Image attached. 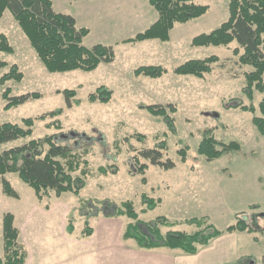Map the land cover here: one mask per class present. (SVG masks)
Masks as SVG:
<instances>
[{"label": "rangeland", "instance_id": "374dc122", "mask_svg": "<svg viewBox=\"0 0 264 264\" xmlns=\"http://www.w3.org/2000/svg\"><path fill=\"white\" fill-rule=\"evenodd\" d=\"M52 1L56 12L74 16L78 27L90 30L83 41L85 46L113 45L115 60L101 63L90 72H50L13 13L6 10L0 18V34L6 35L12 46V51H0V60L7 63L0 68V124L21 123L24 118L63 109L59 116L36 121L31 138L10 142L1 148L57 134L89 161L85 166L89 171L87 183L79 193L65 192L58 196L51 192L42 202L17 173H8L6 178L19 197L7 196L0 176V257L4 254L6 213L14 215L15 225L22 230L29 215L34 213L26 232L32 235L36 251L33 264H37L47 225L53 224L54 230L59 226L58 230L67 233L70 219L75 225V235L79 236L90 215L112 213L115 206L132 201L140 219L152 221L165 216L178 223L175 230L188 233L197 230L195 224L187 222L193 218L205 217L219 230L243 218L255 229L235 230L232 236L225 232L232 243H237L238 258L229 264H264V135L255 126L252 112L235 107L240 102L257 107L264 95L256 92L251 100L244 92V73L250 68L241 66L232 54L236 43L229 47L191 44L195 36L209 33L228 20L230 0H196L208 5V11L188 22L176 23L169 41L150 39L133 43L124 40L145 31L158 18L149 0ZM212 55L220 61L203 80L173 71L188 60ZM13 65L18 66L23 77L3 81ZM142 65H162L167 72L154 77L136 75L135 70ZM100 86L113 90L111 101L89 102V95ZM7 89L13 97L33 92L42 96L6 108ZM66 89L75 90L76 95L68 100L63 92H58ZM169 103L176 108L169 113L171 120L140 108L141 104ZM54 121H59L61 127L54 125ZM206 136L226 144L238 142L240 149H220L219 156L208 161L198 152ZM76 140L79 142L75 145ZM162 142L164 156L172 157L176 167L165 169L149 164L144 175L135 173L132 156ZM183 147L188 148L185 161L177 152ZM140 162L145 161L140 159ZM101 166L107 167V173L100 172ZM143 195L161 202L154 210L144 213L142 209L147 206ZM46 203L50 204L51 211L45 209ZM121 219L124 225L129 221L127 217ZM216 239L210 244L215 245ZM22 241L26 243L23 238ZM26 247L30 252L33 249L27 243Z\"/></svg>", "mask_w": 264, "mask_h": 264}, {"label": "trees", "instance_id": "16d2710c", "mask_svg": "<svg viewBox=\"0 0 264 264\" xmlns=\"http://www.w3.org/2000/svg\"><path fill=\"white\" fill-rule=\"evenodd\" d=\"M150 5L158 12L157 20L145 31L134 37L124 40L127 43L142 42L150 39L161 41L170 40V32L176 23H185L205 14L209 6L199 4L196 0H149ZM6 10H10L23 32L29 39L31 46L50 72H70L82 70L90 72L101 63H112L115 60L113 45L96 44L87 47L83 44L84 38L90 30L86 27H78L74 16L55 11L52 0H0V18ZM236 43L232 54L237 57L241 66L250 68L244 73V92L252 100L255 93L264 95V0H230L229 18L218 28L209 33H202L192 39V45L225 46ZM0 51H12L6 35L0 34ZM220 61L219 57L212 55L204 59H191L173 69L175 74L194 76L205 79L213 70L214 64ZM5 61L0 60V68L6 66ZM167 68L162 65H142L135 70L136 75L157 76L166 73ZM23 73L17 65H13L11 72L2 80L10 78L21 79ZM68 100L76 95L75 90H63ZM113 90L106 86H100L88 97L89 102L108 103L111 101ZM38 92L10 96L7 89L4 97L7 99L6 108L18 106L31 99L41 98ZM69 106L72 104L69 102ZM242 108L254 114L253 122L261 134L264 135V96L258 106L244 105L242 102L235 107ZM140 108L148 109L155 116H163L169 119V113L175 112L172 103L141 104ZM63 109H57L44 113L37 117H27L21 123L6 122L0 124V176L2 177L3 192L10 197H19V193L6 178L8 173H17L22 181L30 185L39 201H44L51 192L60 196L65 192L79 193L87 183L89 175L88 159L83 153H79L67 141L61 140L57 134H47L40 138H32L22 144L1 148V146L29 139L33 136L36 121H44L48 117L61 115ZM54 125L61 127L59 121ZM51 126V125H49ZM143 137V136H142ZM140 137V138H142ZM79 141H74L76 145ZM73 144V145H74ZM164 142L155 147H146L133 155V161L137 174L144 175L149 164L158 165L165 169L176 167V161L172 157L164 156ZM220 149H240L238 142L229 144L215 139L213 136L204 137L198 152L208 161H212L220 154ZM84 153H88L85 150ZM178 155L182 161L188 158V148L179 149ZM140 159L145 162L141 163ZM100 172L107 173V167L101 166ZM146 178H143L145 182ZM143 203L146 208L142 212L154 210L161 199L143 195ZM46 210H50V204H44ZM112 213L101 214L109 217H127L123 237L134 240L142 249H178L185 254H197L201 247L207 246L211 241L225 232L253 231L255 227L243 218H238L235 225L228 226L225 230H219L209 224L205 217L188 220L195 224L197 230L193 233L175 230L176 222H171L165 216H159L152 221L140 219V214L135 209L132 201H125L120 206H115ZM97 213L96 215H99ZM95 215V214H93ZM92 215H90L91 217ZM81 234L82 238L92 235L89 218ZM12 213H6L3 220L4 254L0 257V264H26L28 250L20 237V230L14 223ZM163 228H169L163 231ZM66 231L75 236V225L68 220Z\"/></svg>", "mask_w": 264, "mask_h": 264}, {"label": "crops", "instance_id": "0c3cea01", "mask_svg": "<svg viewBox=\"0 0 264 264\" xmlns=\"http://www.w3.org/2000/svg\"><path fill=\"white\" fill-rule=\"evenodd\" d=\"M33 214L29 215L23 230L17 226L21 239L25 240L29 248L33 247L31 252L27 248L26 264H33L36 254L32 235L26 232ZM89 223L93 233L87 238L69 236L65 231L58 230L59 226L54 230L53 224L47 225L45 244L40 250L37 264H229L238 258L237 243L230 241L226 235L228 233L219 236L214 241L215 245L209 244L197 254L189 255L178 249L140 248L134 240L123 237L125 222L121 217L92 214ZM229 235L232 236V232Z\"/></svg>", "mask_w": 264, "mask_h": 264}]
</instances>
